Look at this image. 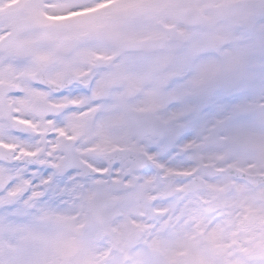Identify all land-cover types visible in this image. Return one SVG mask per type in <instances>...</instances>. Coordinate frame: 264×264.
<instances>
[{"label": "snow or ice", "instance_id": "1", "mask_svg": "<svg viewBox=\"0 0 264 264\" xmlns=\"http://www.w3.org/2000/svg\"><path fill=\"white\" fill-rule=\"evenodd\" d=\"M0 264H264V0H0Z\"/></svg>", "mask_w": 264, "mask_h": 264}]
</instances>
